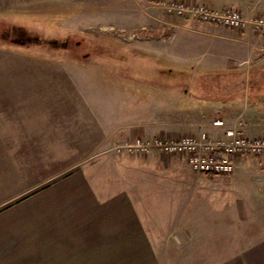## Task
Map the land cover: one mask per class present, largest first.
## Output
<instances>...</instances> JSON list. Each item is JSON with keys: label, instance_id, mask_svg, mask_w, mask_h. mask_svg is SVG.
Masks as SVG:
<instances>
[{"label": "rangeland", "instance_id": "1", "mask_svg": "<svg viewBox=\"0 0 264 264\" xmlns=\"http://www.w3.org/2000/svg\"><path fill=\"white\" fill-rule=\"evenodd\" d=\"M126 4L0 0V209L82 170L101 196L132 195L163 264L246 260L255 249L245 244L264 237L248 183L234 189V173L208 176L181 154L115 149L195 133L199 123L182 103L186 70L176 71L191 59L174 55L172 35L158 40ZM134 31L147 35L129 38Z\"/></svg>", "mask_w": 264, "mask_h": 264}, {"label": "crops", "instance_id": "2", "mask_svg": "<svg viewBox=\"0 0 264 264\" xmlns=\"http://www.w3.org/2000/svg\"><path fill=\"white\" fill-rule=\"evenodd\" d=\"M169 1L175 0H131L126 6L135 7L140 25L152 24L149 29L158 40L172 35L174 55L191 59L176 71L186 70L187 78L179 74L183 82L177 84L187 93L186 109L198 115L196 132L218 139L239 118L246 135L264 136V63L257 62H264V35L170 15L163 10ZM184 1L238 8L249 17L264 12V0ZM217 118L224 125H215ZM234 162V189L248 183L250 213L264 217V155H240ZM263 239L245 244L255 250L235 264H264ZM156 248V236L132 195L119 190L101 196L82 170L55 177L0 209V264H163Z\"/></svg>", "mask_w": 264, "mask_h": 264}, {"label": "built area", "instance_id": "3", "mask_svg": "<svg viewBox=\"0 0 264 264\" xmlns=\"http://www.w3.org/2000/svg\"><path fill=\"white\" fill-rule=\"evenodd\" d=\"M168 12L180 16H194L202 21L216 23L233 28H249L264 34V12L254 17L245 16L240 10L228 8L215 10L202 3L183 0L169 1L163 4ZM147 35L140 31L129 32L128 37L139 38ZM215 125H224L217 118ZM244 120L235 119L224 130L221 138L215 139L206 132L187 134L178 138L155 136L150 139L124 140L115 147L148 154L160 150L168 154H184L192 168L200 172L230 175L235 170L234 158L238 155H264V136H249L244 133Z\"/></svg>", "mask_w": 264, "mask_h": 264}, {"label": "trees", "instance_id": "4", "mask_svg": "<svg viewBox=\"0 0 264 264\" xmlns=\"http://www.w3.org/2000/svg\"><path fill=\"white\" fill-rule=\"evenodd\" d=\"M70 40H71V39H70ZM207 175H208V176H212V174H210V173H208Z\"/></svg>", "mask_w": 264, "mask_h": 264}]
</instances>
